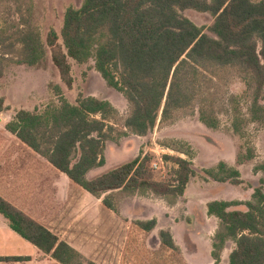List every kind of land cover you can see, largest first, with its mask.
Instances as JSON below:
<instances>
[{
    "label": "trees",
    "instance_id": "trees-1",
    "mask_svg": "<svg viewBox=\"0 0 264 264\" xmlns=\"http://www.w3.org/2000/svg\"><path fill=\"white\" fill-rule=\"evenodd\" d=\"M19 10L15 9L18 20L5 17L0 21V80L12 64L45 69L50 51L61 82L72 90L71 63L91 61L107 87L126 101L129 113L122 118L110 102L82 94L72 104L60 86L50 83L48 89L57 101L42 109L17 111L4 128L115 214L119 212L112 203L115 193H149L175 200L196 176L190 162L172 158L179 167L175 184L158 182L150 168L151 157L140 153L100 176L87 177L105 165L108 141L118 144L129 136L146 137L157 123L173 125L180 111L193 108L199 79L209 76L213 80L222 68L236 70L246 86L243 95L250 101L251 119L264 118L260 104L264 100V0H82L80 8L65 10L60 32L51 28L45 41L40 29ZM186 10L211 15L214 20L208 31L214 38L185 17ZM237 101L232 95L223 99L232 111ZM213 105L206 100L197 109L199 122L208 130L219 127ZM7 110L0 96V114ZM232 129L239 135V125L233 123ZM163 146L192 158L185 143ZM253 158L251 151L238 152L236 163L244 165ZM255 172L264 178V163ZM203 173L218 183L244 185L239 171L224 161ZM259 183L249 202L207 203L208 216L219 221L211 243L213 264H220L227 241L235 244L228 264H264V179ZM237 206L247 211L231 210ZM0 215L15 233L59 264H84L77 251L2 198ZM131 225L132 242H137L138 237L131 234L148 235L157 221L137 220ZM158 239L159 249L151 252L140 237L138 249L143 248L147 260L152 261L148 254L154 259L166 253L175 264H186L169 230H160ZM136 250L127 246L124 255L141 261Z\"/></svg>",
    "mask_w": 264,
    "mask_h": 264
},
{
    "label": "rangeland",
    "instance_id": "rangeland-1",
    "mask_svg": "<svg viewBox=\"0 0 264 264\" xmlns=\"http://www.w3.org/2000/svg\"><path fill=\"white\" fill-rule=\"evenodd\" d=\"M81 4L82 0H0V21L5 17L18 20L19 16L15 13V9L19 8V13H22L25 18L30 19L40 29L42 39L45 41L46 35L51 28L57 33L60 32L65 10L70 6L80 8ZM8 8H10L9 12ZM183 15L197 27L201 28L205 34L214 38L208 31L214 20L211 15L197 13L192 10L184 11ZM50 56V51H48L49 60L45 69H35L24 65L12 64L5 70L4 76L0 80V96L4 98L5 106L8 107V110L1 114L0 122H2L5 114L13 118L19 110L33 111L35 108L42 109L50 102L57 101L53 93L48 89L50 83L60 86L65 98L72 104L75 103L79 94L85 97H95L110 102L122 118L127 117L129 107L126 101L119 93L107 87L98 72L94 69L93 62L90 61L86 65L71 63L74 83L72 90H68L61 82L57 70L50 61ZM245 89L246 86L240 79L238 72L229 68L218 70L217 76L213 80L209 76H206V79H199L197 86H195L193 108L180 111L177 115L178 120L173 125L160 126L157 123L154 130L144 138L129 136L121 138L118 144L108 141L106 143L108 152L106 150L104 152V157L108 155L109 163L107 169L110 170L120 164L127 163L140 153H143L151 157L150 166L153 163H158L161 168L158 173L152 170L156 181L175 184V172L178 170V167L172 158L190 162L192 169L197 174L196 176H201L204 174V167L209 169L212 167V164L216 165L222 158H228L238 152L248 154L251 151L254 156L253 160L240 168V177L244 182V185L240 187L243 191L250 192L252 200L253 189L249 187L259 186V182L264 179L261 172H255V169L264 163V118L257 122L251 119L249 114L251 104L247 97L243 95ZM229 95L238 98L237 108L233 109V111L227 105V102H223V99H227ZM206 100L213 101V111L219 120L217 130L206 129L198 120L197 109L203 107L204 104L206 105ZM260 104L264 106V100ZM233 123L239 125V135L234 134L232 129ZM174 141L187 144L189 151L192 153V158L168 150L163 146L164 144H172ZM16 146H18L16 149L19 151V154L25 155V149L20 144ZM165 157H170V159H165ZM161 173L165 175L164 178L161 177ZM135 195H137V198L142 197L146 199L151 196V199L155 198L152 199L154 202L152 210L144 212L143 215L139 214V217L144 219L138 220L134 216L138 214L135 207V204L138 205L136 197H134ZM243 195L245 198L248 196L245 193ZM134 196L132 195L135 201L130 202V195L115 193L112 200V203L118 206L119 212L117 215H119V218L115 217L114 259L112 258L107 262L104 260L105 264H175L173 259L169 258L166 253L154 259L148 254L152 261L147 260L143 254V248L138 249V242H140L141 237L146 248L151 252L157 251L159 249V241L156 238V233L151 232L143 237L139 233H133L131 235L134 238L138 237V241L132 242L130 230L133 221H145L148 220L146 217H152L154 214H158L160 217L157 236L160 230H169L167 228L168 224H170L169 215L166 213V218H164L163 211H166L168 206L173 207L179 201V197L174 200L172 196L163 198L138 192ZM160 201L164 203H160ZM120 208L122 214L135 218L129 221L124 216L120 217ZM182 208V205L178 206L176 210L177 215L183 214ZM233 209L247 211L245 206H237ZM218 225L219 221H217L216 233L219 229ZM211 226L215 227L214 224ZM202 230L201 227L196 225L193 227L191 234L195 236L199 232H202ZM176 235L177 241L174 242L178 246L186 264L193 257L201 258L204 250H207L206 244L204 245L205 249H203V244L195 249L196 243H193L191 237L189 238V235L183 232L182 227L176 230ZM108 238L104 222V228L100 231L99 242L88 246L87 252L91 255L99 254V256H105ZM131 245L140 253L138 256L141 261L134 260L133 256L124 255L126 247ZM127 252L131 254L130 251ZM121 257L125 258L122 260Z\"/></svg>",
    "mask_w": 264,
    "mask_h": 264
},
{
    "label": "crops",
    "instance_id": "crops-1",
    "mask_svg": "<svg viewBox=\"0 0 264 264\" xmlns=\"http://www.w3.org/2000/svg\"><path fill=\"white\" fill-rule=\"evenodd\" d=\"M11 119L5 114L2 122H0V198L50 231L60 242L66 243L77 251L82 256L84 264H105V261L114 259V225L115 217L119 215L106 208L101 199L95 198L75 185L45 159L32 152L15 136L6 131L4 125ZM18 144L25 149V155L19 154L16 149ZM105 150L108 152L107 145ZM236 156L237 153L228 158H222L221 161L237 169L241 174L240 168L243 165L236 163ZM108 163L107 155L105 165L90 171L87 177L93 179L106 173L109 171L107 169ZM241 180L243 181L242 178ZM249 188H252L254 193V187ZM249 188L247 189L249 190ZM244 193L246 196L248 195L246 198ZM147 195L153 194L148 193ZM134 197H136V202L139 205L135 204L138 214L134 216L138 220L144 219L140 218L139 214L143 215L146 211L150 212L154 206L152 199L155 198L151 199L152 196L146 199L137 198V195ZM134 197L129 198L130 202L135 201ZM178 199L179 201L173 207L167 205V210L163 211L164 218L167 214L169 215L170 224L167 228L170 230L174 241H177L176 230L182 227L183 232H186L189 238L191 237V241L197 244H195V249L201 244L205 249L204 245L206 244L207 252L204 250L201 258L189 259L188 264H213L211 242L216 234L218 220L208 216L207 203L211 201L249 202L251 201L250 192H245L240 186H233L230 183L215 182L202 174L190 179L184 194ZM160 203L164 202L160 201ZM179 205L183 207L182 215L176 214ZM231 210L236 209L231 208ZM120 213V217L124 216L129 221L135 218L122 214L121 208ZM146 219H156L157 227L152 233H156V238L159 241L157 236V229H159L160 224L159 215L154 214L152 217H146ZM104 222L109 237L106 241L108 244L106 255H91L87 252L88 246L99 242L100 231L104 228ZM213 224L215 227L211 226ZM196 225L203 230L192 236L191 231ZM234 246L232 241L226 242L221 253L220 264H228V258ZM0 264L59 263L15 233L9 227L7 220L0 215Z\"/></svg>",
    "mask_w": 264,
    "mask_h": 264
},
{
    "label": "built area",
    "instance_id": "built-area-1",
    "mask_svg": "<svg viewBox=\"0 0 264 264\" xmlns=\"http://www.w3.org/2000/svg\"><path fill=\"white\" fill-rule=\"evenodd\" d=\"M150 168H151V170H153V171H155V172H159L160 171V166H159V164L158 163H153V164H151V166H150ZM161 175V177H165V175L163 174V173H161L160 174Z\"/></svg>",
    "mask_w": 264,
    "mask_h": 264
}]
</instances>
